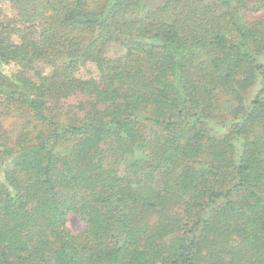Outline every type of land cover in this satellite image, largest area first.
Returning a JSON list of instances; mask_svg holds the SVG:
<instances>
[{
    "label": "trees",
    "instance_id": "trees-1",
    "mask_svg": "<svg viewBox=\"0 0 264 264\" xmlns=\"http://www.w3.org/2000/svg\"><path fill=\"white\" fill-rule=\"evenodd\" d=\"M6 2L0 264H264V0Z\"/></svg>",
    "mask_w": 264,
    "mask_h": 264
},
{
    "label": "rangeland",
    "instance_id": "rangeland-1",
    "mask_svg": "<svg viewBox=\"0 0 264 264\" xmlns=\"http://www.w3.org/2000/svg\"><path fill=\"white\" fill-rule=\"evenodd\" d=\"M2 10L4 13L9 12V9L6 10L4 7H2ZM68 226L73 232L78 233L84 229L85 225L78 216L70 214L68 217Z\"/></svg>",
    "mask_w": 264,
    "mask_h": 264
},
{
    "label": "clouds",
    "instance_id": "clouds-1",
    "mask_svg": "<svg viewBox=\"0 0 264 264\" xmlns=\"http://www.w3.org/2000/svg\"><path fill=\"white\" fill-rule=\"evenodd\" d=\"M0 6L4 7L6 10L10 7L6 0H0Z\"/></svg>",
    "mask_w": 264,
    "mask_h": 264
}]
</instances>
